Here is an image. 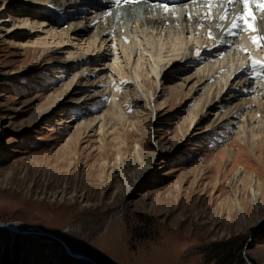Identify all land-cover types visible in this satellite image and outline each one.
Segmentation results:
<instances>
[{"label":"rangeland","instance_id":"1","mask_svg":"<svg viewBox=\"0 0 264 264\" xmlns=\"http://www.w3.org/2000/svg\"><path fill=\"white\" fill-rule=\"evenodd\" d=\"M31 1L2 0V15L8 14L7 8L23 5L31 13V20H47L40 13L41 6L34 9L36 0ZM84 9L88 17L85 21L95 9ZM11 17L3 25L0 23V221H18L58 234L70 228L64 235L70 249L87 253L100 264H241V259L242 264H264V138L254 148L250 142L243 144L238 140L231 121L215 119L212 125L203 123L202 133L183 138L168 157L156 156L149 164L148 177L126 192L125 176L132 178L133 167L123 164L118 171L113 167L117 153L111 141L100 151L97 137L88 136L58 150L72 132V125L101 112L99 103L98 107L97 103L86 106L84 102H70L43 119L35 118L47 95L64 87L72 73L68 75L67 69L57 68L67 63L58 59L65 57L66 49L57 51V41L47 38L49 47L42 51V47H29L30 43L19 46L18 36L5 35L4 26L12 28L17 21L16 16ZM31 26L27 25L34 29ZM103 44L101 40L102 49L96 51L94 61L104 74L109 58L104 59L108 47L103 49ZM183 73H171L173 83H179ZM191 83L184 84V91ZM234 84L236 81L230 83ZM168 86L167 82L163 93L166 96ZM251 88L252 85L241 86L232 94L226 90L224 96L234 97V101L247 99L257 91ZM137 93L124 105L135 119L138 115L133 113L144 103ZM192 104L189 101L188 106ZM165 105L157 113L151 107L144 111L149 113L147 133L142 137L147 148L157 147L158 139L168 145L173 137L179 136L178 125L183 117L180 103L169 100ZM64 110L65 118L55 119ZM59 121L64 122L58 124ZM19 127L27 130L16 139L13 134ZM139 136V133L129 135L130 151ZM222 150L227 151L225 155L214 156ZM230 151L237 153L231 160L227 155ZM106 159L108 162L103 165ZM236 170L247 177L241 173L231 187ZM62 189L67 194L62 195ZM216 243L236 249L240 245V250L234 253V262L220 260L217 249L211 248ZM4 261L5 264L92 263L61 252L57 242L31 240L22 233L0 236V264Z\"/></svg>","mask_w":264,"mask_h":264},{"label":"bare ground","instance_id":"2","mask_svg":"<svg viewBox=\"0 0 264 264\" xmlns=\"http://www.w3.org/2000/svg\"><path fill=\"white\" fill-rule=\"evenodd\" d=\"M33 3H36L34 9L41 6L40 13L47 20H31V13L24 10L23 5L11 10L7 8L5 13L8 14L2 15V3L0 23L3 25L10 21L9 17L12 15L17 18L12 28L5 25L2 30L7 27L5 35L18 36L20 41L16 43L19 46L30 43L29 47H42V51L49 47L47 44H50V40L47 38L57 41V51L66 49L63 52L65 57L58 59L60 62L67 61L65 66L57 68L67 69L68 75L72 73L64 87L47 95L45 105L39 106L35 118L43 119L60 106L70 105V102H84L86 106L100 104L101 112L97 111L100 113L89 115L83 122L72 125V132L58 150L84 141L88 136L97 137L96 142L99 144L96 146L100 151L104 150L106 142L111 141L117 153L113 167L117 171L123 164L133 167L132 180L125 176L126 192L133 190L150 173L149 164L156 156L168 157L180 146L183 138L202 133L200 126L203 123L212 125L215 119L220 122L231 121L236 137L243 144L250 142L254 147L262 142L264 64L253 67L252 61L264 62V0H248L247 8L243 0H141L139 3L120 5L114 0H36ZM163 3L170 5L167 13L157 6ZM68 6L73 8L66 9ZM85 6L87 9L94 8L95 11H90L92 16L84 21V18H88ZM241 17L247 18L248 24ZM233 22L239 26L234 28ZM26 24H31L34 29H29ZM248 25H252L255 31L249 29ZM42 33H46V36ZM22 37L26 42L21 41ZM253 37L258 38V43H253ZM101 40L105 43L103 49L108 47L104 59L109 58L108 70L104 74L100 73V68L94 61L98 55L96 51L102 49L99 45ZM197 50L200 51L199 55H196ZM179 71L185 72V75L179 83H173L171 73L177 74ZM9 73L14 75L13 72ZM235 81L236 84L230 85ZM167 82L170 84L168 96L163 94ZM186 83L191 85L184 91ZM250 85L257 91L247 99L234 101V97L228 99V96H224L226 90L232 94L241 86ZM135 89L140 94L137 93L141 98L140 102H144L133 113H137L136 119L127 113L124 106L132 94L136 93ZM162 97L164 98L159 100ZM156 99L159 100L158 103ZM169 100L180 103L179 111L183 117L178 125L179 136L175 134L168 145L158 139L155 141L157 147L147 148L142 143V137L147 133L146 116L149 113L144 111L146 107H151V111L157 113ZM189 101L193 102L191 106H188ZM65 112L66 110L55 115V119L65 118ZM162 113L158 114L159 117ZM60 122L64 121H59L58 124ZM26 130L27 128L19 127L13 136L17 139ZM138 133L140 136L130 151L129 135ZM225 152L227 151H218L214 156H223ZM227 155L231 160L237 153L230 151ZM107 162V159L103 161V165ZM113 172L112 170L111 173ZM241 173V170H236L234 178L230 180L231 187L240 179ZM242 175L247 177L245 173ZM61 192L62 195L67 194L66 189ZM258 203L256 202L257 205ZM258 221L260 222V218ZM11 223L9 228L0 226L1 237L7 233H22L31 240L57 242L60 251L66 252L60 241L65 240L64 235L70 228L58 234L18 221Z\"/></svg>","mask_w":264,"mask_h":264},{"label":"snow or ice","instance_id":"3","mask_svg":"<svg viewBox=\"0 0 264 264\" xmlns=\"http://www.w3.org/2000/svg\"><path fill=\"white\" fill-rule=\"evenodd\" d=\"M114 2L117 5H120L121 3H139V2H141V0H114ZM243 2H244V5H245V8H247L248 7V0H243ZM157 6L161 7L163 9L164 13H167L169 11V8H170V5L168 3L159 4ZM188 18L190 19L191 16L189 15ZM241 18L244 19L245 24H248L247 18H245V17H241ZM221 19H223V17H221ZM238 26L239 25H237L235 22H233V27L234 28L238 27ZM248 28L251 29L252 31H255V28H253L252 25H248ZM253 43H258V38L257 37H253ZM199 54H200V51L197 50L196 51V55H199ZM252 64H253V67H255L258 64H264V62L253 60Z\"/></svg>","mask_w":264,"mask_h":264},{"label":"trees","instance_id":"4","mask_svg":"<svg viewBox=\"0 0 264 264\" xmlns=\"http://www.w3.org/2000/svg\"><path fill=\"white\" fill-rule=\"evenodd\" d=\"M214 247V249H217L216 252L219 253L220 255V260L224 259L227 260V262H234V253L235 252H238V248H240V245L238 246V248L236 249V247H229L227 246L226 243H219V244H214L211 246V248ZM236 256V254H235ZM238 256V255H237ZM240 257V256H239ZM239 262L242 264L243 263V260H239ZM7 263V261H6ZM4 264H5V261H4ZM8 264V263H7Z\"/></svg>","mask_w":264,"mask_h":264},{"label":"water","instance_id":"5","mask_svg":"<svg viewBox=\"0 0 264 264\" xmlns=\"http://www.w3.org/2000/svg\"><path fill=\"white\" fill-rule=\"evenodd\" d=\"M11 225H12L11 222H2V221L0 222V226H3V227L9 228ZM60 242H62L64 250L70 256H72L74 258H78V259H87V260H90V262H92L93 264H99L98 261L94 257L89 256L87 253L79 251V250L74 251V250L70 249L69 245L67 244V242L65 240L61 239ZM249 264H251V263H249Z\"/></svg>","mask_w":264,"mask_h":264}]
</instances>
